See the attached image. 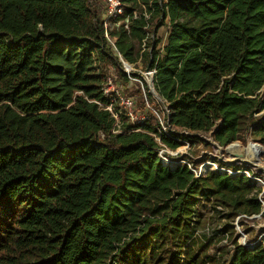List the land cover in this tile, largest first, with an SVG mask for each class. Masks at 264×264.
<instances>
[{
  "label": "trees",
  "instance_id": "trees-1",
  "mask_svg": "<svg viewBox=\"0 0 264 264\" xmlns=\"http://www.w3.org/2000/svg\"><path fill=\"white\" fill-rule=\"evenodd\" d=\"M121 1L109 21L99 0H0V264H264L234 224L264 216L262 188L156 140L264 145V0ZM108 76L145 123L105 109Z\"/></svg>",
  "mask_w": 264,
  "mask_h": 264
},
{
  "label": "built area",
  "instance_id": "built-area-1",
  "mask_svg": "<svg viewBox=\"0 0 264 264\" xmlns=\"http://www.w3.org/2000/svg\"><path fill=\"white\" fill-rule=\"evenodd\" d=\"M99 1L106 6V14H107L106 20L111 21L114 19H119L123 15H125L124 14L125 13L124 4L121 0H99ZM106 27H107V25H106ZM106 37L109 39V41L111 43L114 42V40L111 39L107 33H106ZM120 59L123 62L124 69L126 70L128 75H130L131 74L130 70H128L125 67V65L128 62H125L121 56H120ZM154 73H155L154 70H149L148 74L153 76ZM114 80L115 79H113L111 76H108L106 79V88L104 90V94L108 95L109 93H113V96L110 100V103L106 105L105 109L110 111L115 118H118L119 112L125 111V114L127 116H129V118L133 122L145 123L148 120V118L145 116H138L137 114L134 113V101H133V99L131 97L125 96L124 94L122 95L120 90L117 88ZM164 109H165L164 110L165 112H168V110L166 108H164ZM156 114L160 119V123H161L162 129H163V132H165L166 134L169 135L170 129L168 128V126L165 125V123L163 121V117H161L159 115V113H157V112H156ZM156 140L161 145V149L158 152L159 157L161 159L165 160L166 158L164 157V155H166V153L168 151L173 152V150L169 149L167 147V145L163 144L159 137H156ZM166 161H168V160L166 159ZM206 163H210V162L208 161ZM206 163H202L201 164L202 167L200 169L198 166H195L191 162H186L185 164L195 174V176L199 177L201 175H204L208 171L207 169H205V170L203 169V167ZM238 166H240V165H238ZM210 169H212V170L214 169L217 171L219 170V171L227 173L231 176L244 174V175L248 176L249 178H251L253 181L257 180V181H260L262 184H264V180L262 178L258 177L259 175H257L253 169L245 168L242 166H240V167H237V166L236 167H222L221 170L215 166V168H210ZM259 200H260V202L263 206V209H264V189H262V192L259 194ZM262 237H264V233L262 234Z\"/></svg>",
  "mask_w": 264,
  "mask_h": 264
},
{
  "label": "rangeland",
  "instance_id": "rangeland-1",
  "mask_svg": "<svg viewBox=\"0 0 264 264\" xmlns=\"http://www.w3.org/2000/svg\"><path fill=\"white\" fill-rule=\"evenodd\" d=\"M166 26L161 27L160 30L158 31V37L162 38V41H165V38L167 36V32H166ZM130 72L131 73H137L139 74L144 82L147 85L151 84V75L147 74V68L143 66V64L141 62H139V64H130ZM132 84L133 83H140L141 85H143L142 81L139 80L138 78H133L132 79ZM165 109L163 107H161L158 110L159 115L162 117V113ZM121 126L122 124L119 123V128L118 131H121ZM251 139H248L246 143H243L241 141H239V144L241 146H246L248 144V142ZM264 148V145H262ZM208 152V153H213L214 149L210 146L206 147L203 144L200 143H194V142H186V143H182V145L179 147V149H177V151H168L166 153V155H164V157L168 160L166 161L162 159V161H164V163L166 164H170L171 162L169 161H174L176 162L175 166L177 165H181V164H185L186 162H189V158L193 159L195 162H198V167L199 169L202 167L201 164L202 163H206L209 160L207 159V157L202 158V160L200 159L202 152ZM189 157V158H186ZM262 160L264 161V149L262 152ZM211 163H206L203 167V169H207L209 170L210 168H215V165L212 164V160L209 161ZM209 168V169H208ZM214 170V169H213ZM264 180V178H263ZM254 182L260 186L262 189H264V184H262L260 181L254 180ZM264 211V210H263ZM235 224V228H236V232L239 234L238 240L240 243H243V241H245L247 244L251 241H258L260 244H263L264 246V237H262V234L264 233V230H261L260 227L264 224V216L263 215H259L257 217H249V218H237L234 221ZM218 226V224L216 225ZM215 226V227H216Z\"/></svg>",
  "mask_w": 264,
  "mask_h": 264
},
{
  "label": "water",
  "instance_id": "water-1",
  "mask_svg": "<svg viewBox=\"0 0 264 264\" xmlns=\"http://www.w3.org/2000/svg\"><path fill=\"white\" fill-rule=\"evenodd\" d=\"M125 67L130 70V65L127 63ZM149 73V68H147V74ZM149 75V74H148ZM151 84L148 85L150 91L157 95L154 88V76H151ZM183 135L187 137H195L200 141L205 143L207 146H210L214 149L213 153L202 152L200 159L204 157H209L212 160V164H214L218 169L221 170L222 167L218 166V162L224 164L226 167H236L238 165L253 169L255 173L264 178V161L262 160V152L260 149L263 147L262 144L250 140L246 146H241L238 141L233 142L227 146L220 145L214 138L212 134L205 135L202 133H189L186 131L182 132ZM217 161V163H216ZM211 163V162H210ZM259 215H255L253 217H257ZM261 230H264V224L260 227ZM247 247H254L255 241H251L248 244L243 241L241 243Z\"/></svg>",
  "mask_w": 264,
  "mask_h": 264
},
{
  "label": "bare ground",
  "instance_id": "bare-ground-1",
  "mask_svg": "<svg viewBox=\"0 0 264 264\" xmlns=\"http://www.w3.org/2000/svg\"><path fill=\"white\" fill-rule=\"evenodd\" d=\"M263 149H264V148L262 147L260 150L263 151ZM169 162H171L172 167H174V166L176 165V164H175L176 162H174V161H173V162H172V161H169ZM207 164H208V163H207ZM258 241H259V240H258ZM258 241H255V244H258V243H259Z\"/></svg>",
  "mask_w": 264,
  "mask_h": 264
},
{
  "label": "crops",
  "instance_id": "crops-1",
  "mask_svg": "<svg viewBox=\"0 0 264 264\" xmlns=\"http://www.w3.org/2000/svg\"><path fill=\"white\" fill-rule=\"evenodd\" d=\"M165 28L167 29V27H165ZM167 30H168V29H167ZM167 30H166V32H167ZM167 33H168V32H167ZM167 33H166V34H167Z\"/></svg>",
  "mask_w": 264,
  "mask_h": 264
}]
</instances>
